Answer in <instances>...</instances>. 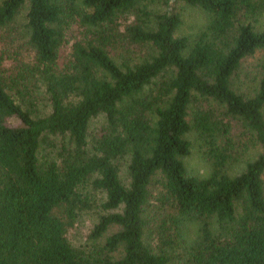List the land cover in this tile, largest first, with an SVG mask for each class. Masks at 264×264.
Returning <instances> with one entry per match:
<instances>
[{
	"label": "trees",
	"instance_id": "16d2710c",
	"mask_svg": "<svg viewBox=\"0 0 264 264\" xmlns=\"http://www.w3.org/2000/svg\"><path fill=\"white\" fill-rule=\"evenodd\" d=\"M179 3L208 16L193 43ZM261 17L264 0H0V264H264V61L237 83ZM190 131L207 177L183 162Z\"/></svg>",
	"mask_w": 264,
	"mask_h": 264
},
{
	"label": "rangeland",
	"instance_id": "374dc122",
	"mask_svg": "<svg viewBox=\"0 0 264 264\" xmlns=\"http://www.w3.org/2000/svg\"><path fill=\"white\" fill-rule=\"evenodd\" d=\"M177 12L180 14L181 25L178 29L177 34L179 36H185L188 38L189 43H193L198 39L201 33L206 30V26L208 24V16L207 14L197 7H192L183 3H179L177 5ZM260 24L257 23L258 29H262L264 27V17L260 18ZM77 33V29H73V31L69 34L74 35ZM69 36V35H68ZM67 36V37H68ZM69 45V44H68ZM68 45L64 44L61 48V57H63L68 52ZM264 61V51H258L253 56L247 57L244 59L241 65V69L237 74V83L240 86L241 90H252L256 84L257 77L262 70V64ZM264 115V112H263ZM103 122V116H99L93 119L90 123V131L92 134L96 132V130L101 126ZM187 139L190 142V153L186 157L183 158V162L187 171L190 174L199 176V177H207L211 171V165L206 158L204 153V147L199 136L194 132L190 131L186 135ZM257 151L251 148L248 151L241 152L238 159L233 160L227 166V172L230 175H234L240 172L245 163L252 159ZM120 176L122 180L126 181V173L124 165L121 166ZM96 200L102 197L101 194H91ZM97 201V202H98ZM99 212V208L93 204V207L83 210L79 213V217L77 218L74 226L70 228L67 232V236L70 242L75 246L82 245L89 233V230L92 228L94 222L96 221L97 214ZM197 226L194 224L189 228L187 232L188 238L193 237Z\"/></svg>",
	"mask_w": 264,
	"mask_h": 264
}]
</instances>
